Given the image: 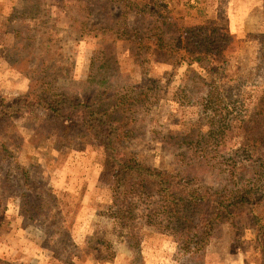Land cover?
Returning <instances> with one entry per match:
<instances>
[{
    "label": "trees",
    "instance_id": "obj_1",
    "mask_svg": "<svg viewBox=\"0 0 264 264\" xmlns=\"http://www.w3.org/2000/svg\"><path fill=\"white\" fill-rule=\"evenodd\" d=\"M172 1L80 0L73 17L78 39L88 34L106 39L101 72L89 76L82 88L60 86L55 92L44 81L37 101L25 105L0 94V187L17 196L22 207L39 212L44 177L38 166L15 160L12 128L29 108L47 105L53 118L44 124L55 132L59 150L82 140L98 148L95 184L112 187L124 221L135 217L130 210L144 208L146 223L171 229L179 248L196 264H206L215 239L239 238L247 225L260 243L264 239V212L250 209L264 196V44L256 45L260 71L245 78L236 70L239 46L215 24L214 12L188 24ZM181 1L193 7L192 0L174 2ZM121 43L127 54L120 52ZM125 59L134 69L125 70ZM178 63L204 71L195 83L183 84L178 95L183 107L198 109L208 131L193 125L175 149V167L168 169L140 159L130 140L148 133L145 120L162 86V77L152 70Z\"/></svg>",
    "mask_w": 264,
    "mask_h": 264
},
{
    "label": "rangeland",
    "instance_id": "obj_2",
    "mask_svg": "<svg viewBox=\"0 0 264 264\" xmlns=\"http://www.w3.org/2000/svg\"><path fill=\"white\" fill-rule=\"evenodd\" d=\"M174 1L175 13L188 24L200 23L214 12L215 24L239 46L236 70L245 78L247 72L260 71L256 45L264 44V0H192L193 7ZM79 4L80 0H0L1 96L25 105L37 101L44 81L56 92L60 86L85 87L89 76L100 74L106 39L92 34L78 39L79 25L73 17ZM119 50L128 53L122 43ZM121 62L125 70L134 69L131 60ZM152 73L162 77V86L145 120L148 133L131 139L130 147L140 159L173 169L175 149L182 147L192 126L208 131L197 118L198 109L183 107L178 95L183 84L195 83L204 71L178 63L156 67ZM52 118L49 106L31 107L12 128L15 160L25 167L38 166L44 179L36 214L0 187V264H196L179 248L171 229L145 222L144 208L130 210L135 217L124 221L112 187L95 184L98 148L82 140L59 150L55 132L44 124ZM250 209L264 212V196L253 200ZM256 235L247 225L239 238L215 239L207 248L206 264H262L264 239L260 243Z\"/></svg>",
    "mask_w": 264,
    "mask_h": 264
}]
</instances>
